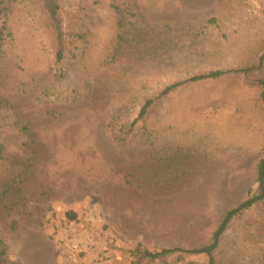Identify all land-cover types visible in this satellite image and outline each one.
<instances>
[{"label": "rangeland", "instance_id": "1", "mask_svg": "<svg viewBox=\"0 0 264 264\" xmlns=\"http://www.w3.org/2000/svg\"><path fill=\"white\" fill-rule=\"evenodd\" d=\"M42 1L8 0L4 34L0 22L7 264H132L139 246L208 244L257 189L264 0H56L67 40L61 63ZM242 68L249 75L159 98L190 76ZM156 98L118 145L110 118L131 124ZM221 238L218 264H264V202ZM152 264L208 258L178 254Z\"/></svg>", "mask_w": 264, "mask_h": 264}, {"label": "trees", "instance_id": "2", "mask_svg": "<svg viewBox=\"0 0 264 264\" xmlns=\"http://www.w3.org/2000/svg\"><path fill=\"white\" fill-rule=\"evenodd\" d=\"M8 0H0V22L3 23V27L1 31L6 33L8 31V21L6 19L8 14V9L6 7ZM43 14L46 18V26L50 29L52 33L53 39V49L55 52V58L57 62L61 63L65 59V53L67 50V40H65L66 33L63 30V22L60 17V7L56 0H45L42 1ZM264 66V52L260 58V66L262 68ZM251 72L250 69L242 68L241 70H211L205 73H199L194 76H190L185 80L174 82L171 85H167L165 89L161 92L160 97L168 96L174 92H176L181 87L188 84L202 83V82H212L220 80L230 74H241V75H249ZM259 87L261 88V96L260 100L262 105L264 106V78H261L259 81ZM158 98V97H157ZM156 99H148L146 103L142 107L140 112V116L131 124L120 123V120L116 116H112L109 121V127L113 134V139L117 142L118 145H126L128 143L129 135L133 132L136 124L143 119L149 112V110L153 107V105L157 101ZM2 147H0V152ZM256 190H250L248 196L245 201L234 207L230 210L222 223L218 226L213 236L211 237V241L199 248L185 250V249H161L159 251L152 252L147 249H141L139 246L134 252V256L137 257V260L132 264H152L157 261L166 260L169 257L174 255H183L184 259L189 256H206L208 258V264H218L216 259V252L221 244V237L227 231L229 225L237 218L244 215L247 211L252 210L259 204L264 202V157L260 159L257 168H256ZM67 217L71 221H74L77 216L73 212L67 213ZM8 256V247L5 241L0 236V261L3 264H7Z\"/></svg>", "mask_w": 264, "mask_h": 264}]
</instances>
